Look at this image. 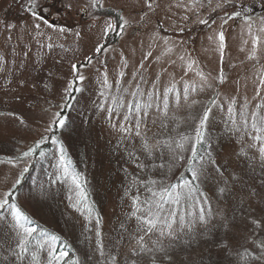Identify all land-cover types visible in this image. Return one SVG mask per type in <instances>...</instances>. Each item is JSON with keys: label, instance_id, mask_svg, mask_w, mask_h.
I'll return each mask as SVG.
<instances>
[{"label": "rangeland", "instance_id": "374dc122", "mask_svg": "<svg viewBox=\"0 0 264 264\" xmlns=\"http://www.w3.org/2000/svg\"><path fill=\"white\" fill-rule=\"evenodd\" d=\"M30 2L0 0V194L8 192L31 163L32 156L18 157L41 136H52L45 129L52 114L62 112L66 126L58 131L57 138L68 149L72 143H66L60 134L64 131L62 134L72 139L76 154L81 151V159L77 160L82 162L79 176L92 215L86 219L88 213L73 206L72 182H65L60 170L54 172L52 181L51 176L39 184L33 180L37 188L32 181L28 187L33 186L31 193H21L18 202L33 220L54 228L72 244L79 264H105V258L94 251L95 217L101 220L102 237L117 238L118 222L130 211V200L125 195L131 179L128 174L138 173L125 147L138 148L140 138L133 139L132 132L125 140L118 130L120 125L132 127L131 121L123 120L127 102L146 100L148 93L160 94L161 99L147 109L141 125L142 135L146 131L149 137L159 136V124L165 119L160 111L163 90L172 86L176 93L169 94V127L163 138L178 139V133L191 136L194 117L202 114L210 99H216L219 107L214 106L208 127L212 136L217 134L214 139L218 146L211 143L208 151L219 164L228 165V172L242 169L237 174L242 175L245 187V194L218 202L212 173L208 179L195 182L212 205L213 219L207 226L212 235L198 227L196 231L202 235L178 248V259L184 264H264V171L258 158L251 162L238 158L236 154L248 138L229 132L225 123L232 99L236 101L237 119L241 105L248 113L257 104H264V84L260 83L264 77V0H100L102 7L96 8L91 7L92 0H35L41 19L29 11ZM234 11H241V15L230 19ZM119 17L127 21L123 32L117 29L104 35L109 21L122 22ZM98 45H105L106 50L96 53ZM77 72L85 77L82 82L76 80ZM197 72L204 73L211 87L191 94L186 103L182 96L184 84H199ZM73 81L80 91L69 93L66 89ZM177 95L179 103L175 101ZM113 96L125 102V107L115 113L107 110ZM193 99L198 103L192 105ZM260 111L264 113V109ZM17 117L25 122L21 124ZM248 121L250 124V116ZM56 149L52 158L62 166L57 145ZM189 154L190 146L185 155ZM137 155L144 160L139 152ZM169 160L168 154L156 160L165 167L150 168L141 178L165 184L176 183L181 177L187 180L185 176L176 178L185 168L179 164L169 167ZM147 195L143 192L141 198ZM193 196L201 199L196 192ZM241 206L247 212H242ZM196 210L188 208L193 214ZM225 213L234 223L231 230L219 227ZM131 224L134 226L135 221ZM4 230L0 229L1 240L13 237L14 242V235ZM123 243L122 254L127 240ZM41 259L46 261L47 253ZM7 264L22 263L12 254Z\"/></svg>", "mask_w": 264, "mask_h": 264}, {"label": "snow or ice", "instance_id": "6c2138e0", "mask_svg": "<svg viewBox=\"0 0 264 264\" xmlns=\"http://www.w3.org/2000/svg\"><path fill=\"white\" fill-rule=\"evenodd\" d=\"M28 7L35 18H42L36 11L39 5L35 0H31ZM91 7H102L100 0H92ZM240 7L241 11H243V5ZM241 11H234L229 18L239 17ZM118 19L122 22L113 24L109 21L107 23L104 35H108L109 32L116 31L117 29L121 33L123 32L127 21H124L123 17H119ZM44 23L47 24L48 22L45 20ZM201 23L207 22L201 21ZM35 27L39 29L40 25L37 24ZM48 27H51V25L49 24ZM60 31H64V29L61 28ZM219 38L223 42V33H220ZM221 47H223V43H221ZM105 50V45H98L95 48L96 53ZM72 67L74 70L77 69V65L75 64ZM188 69H192V64L188 65ZM196 75L200 78L199 84L195 82H186L184 84L182 96L186 103L189 102L191 94L203 91L206 87H211L208 78L203 72H197ZM84 79L85 77L79 75L77 72L76 80L82 82ZM74 83L75 81L70 82L66 91L69 93L71 91H80L79 88L74 87ZM220 83H223L222 79ZM260 83L264 84V77H261ZM104 84L108 86L106 79L104 80ZM170 93L175 94L176 89L172 86L164 88L160 111L165 119L161 120L159 124L161 129L159 136L153 134V136L149 137L146 131L142 135L141 125L143 117L148 115L147 109L153 107L155 100L161 99L160 94L148 93L146 100L141 101L137 98L135 101L127 102L128 112L124 114L123 120L131 121L132 127L120 125L118 130L125 140L129 138L128 133L132 132H134L133 139L140 138L138 148L136 145H133L131 150L125 147L129 158L136 164L138 173L136 175L128 174L131 176V179L125 189V195L130 200V211L126 217L118 222L117 238L109 239L102 237L100 230L101 220L98 215L95 217L96 247L94 251H99L100 255L105 258V264H184L183 261L178 259L179 253L177 249L182 245H189L191 240L202 235V233H197V228L203 227L205 231L212 235L211 229L207 227L213 219L212 205L209 198L200 191L195 182H202L203 179H208L209 174L212 173L210 178L216 181L215 188L218 193V202L220 200L228 202L233 197L245 194L243 177L237 174V172L242 173V169H233V172H228V165L219 164L212 157L211 151L201 152V148L204 147L206 142L209 146L212 143V137L206 133L213 117V108L214 106L219 107L217 100L210 99L203 107L202 114H197L194 117L193 133L191 136L178 133V139L171 136L163 138L169 127L166 121L171 103ZM132 95L136 96L137 93L133 92ZM257 95L259 96V92H257ZM69 98L72 97L69 96ZM112 100L113 104L109 105L107 109L109 112L115 113L117 110L125 107V102L120 97L113 96ZM179 100L180 97L178 95L175 96L176 103H179ZM197 103L198 101L191 100L192 105ZM235 105L236 101L234 99L228 102L226 109L228 120L225 123L229 125V132L234 131L240 133L242 138H248L247 141L241 144L240 151L236 155L238 158H243L248 162L258 158L261 170L264 171V113L260 111L264 109V104H257L248 113L244 111V106L241 105L239 111L240 119H237ZM0 115H3V113H0ZM249 116L251 117L250 124L248 121ZM17 119L21 124L25 122L23 117H17ZM153 123L155 124V121ZM65 126L66 119L63 117L62 112L53 113L50 123L45 129L46 132L53 133V135L47 138L41 136L18 159L33 156L50 139L53 144L59 145L60 160L63 161L65 159L63 145L55 136V130L57 128L62 129ZM112 127L116 128L117 125L114 124ZM189 146L190 154L186 156L185 153L189 151ZM137 152L143 155L144 160H141ZM249 152H252L253 155L249 156ZM157 153H160V155L157 156ZM166 154L170 155L168 166L172 167L179 164L181 167L186 168L187 172L190 173V179L185 180L181 177L176 183L165 184L163 181L151 178L145 181L141 178V175L150 168L163 169L165 164H157L156 160L164 159ZM40 155H44V153L40 152ZM146 161H151L152 163L149 164ZM181 161L185 163L180 164ZM27 170V167H25L23 172H27ZM60 171L65 182L69 180L72 182L73 187L70 191H73L75 196L73 206L82 213H88L86 219L91 217L92 207L87 202L88 196L80 181L79 174L71 173L64 166H60ZM23 172H21V176ZM60 178L58 176V179ZM20 183L21 181L18 178L13 185V189ZM133 189H135V194H131ZM143 192H147L149 195L142 199L141 193ZM193 192L198 193L201 199L197 200L193 196ZM72 198L69 197V199ZM189 207L197 209L195 214L188 211ZM180 209L183 210L181 211ZM241 211L247 212V209L241 206ZM133 220L135 221L134 226L131 224ZM0 222H3L9 228L10 234L14 235V246L10 244L9 250L16 260L21 262L27 261L28 264H61V262L68 264L66 260L70 254L68 246L62 243L60 246H57L60 237L39 228L36 222L22 210V206L18 203L17 195L13 191L0 194ZM213 227L216 226L213 225ZM219 227L227 230H231L234 227V223L228 219L227 213L221 217ZM225 236H227V232ZM125 240H127V247L122 254L120 249L125 247L123 243ZM214 242H218V238L214 237ZM43 251H47L46 261L41 259ZM121 255H123L122 260ZM241 258L243 259L244 257ZM73 264H78V261H74Z\"/></svg>", "mask_w": 264, "mask_h": 264}, {"label": "trees", "instance_id": "16d2710c", "mask_svg": "<svg viewBox=\"0 0 264 264\" xmlns=\"http://www.w3.org/2000/svg\"><path fill=\"white\" fill-rule=\"evenodd\" d=\"M61 129H56L55 130V136L57 137L58 135V131H60ZM64 131H61V135L65 138L66 143L71 142L72 144L68 147V149L66 148L65 144L59 139L60 143H62L63 145V155H64V160L62 162V166L67 167L68 170L71 173L74 174H80V164L82 163H78L77 160L81 159V151L76 152L72 149V139H70L68 134L63 135ZM206 134H210V127H208V132ZM51 135H53V133H51ZM215 135V134H214ZM212 136L210 134V136L212 137V144L215 145V147H217V141L216 136ZM215 138V139H214ZM57 147H59V145H57ZM206 148V149H205ZM205 149V151L202 152V150ZM210 149L209 144L206 142L204 147L201 148V152L204 153L206 151H208ZM40 152H43L44 155H40ZM57 153V149H56V145H54L52 142H47L44 144V146H42L33 156H32V160L31 163L28 166V170L27 172H24L22 176L19 177L21 183L19 185H16V188L13 189V185L11 186L9 191H13V193L15 195H17V200L19 198V195L21 193H26V191H28L29 193H31V189L33 188H37V185L35 183V181L33 180H37V184H39V181L41 180H45V178H47L48 176H51V180L52 181L54 179V172L60 170V166L59 164H56V162L54 161V157L52 158V155L55 156V154ZM61 153H59L60 155ZM55 163V165L53 164ZM186 168L185 170L176 178H180L181 176H185L186 179L189 178L188 173H186ZM176 180V179H175ZM33 181L34 185L32 186V188H28L30 187V183ZM33 192V191H32ZM19 203V202H18ZM20 205V203H19ZM22 210L25 211V213L33 220V217L31 215H29V213L24 209V207H22ZM35 221V220H34ZM36 224L39 226V228L44 229L45 231H47L50 234H54L60 237V240L57 242V246H60V244H64L68 246V250H69V257L66 258L68 264H73L74 261H78L77 260V256H76V252L72 246V244L67 241L64 237H62L59 232L57 230H55L54 228H50V227H46L45 225H43L42 223H39L38 221H35ZM2 223V222H1ZM0 229L4 230L3 232H7L9 231V228L6 227L5 225L0 226ZM0 236V240H1ZM12 244L14 246V242H13V237L7 238L6 240H1L0 241V264H7V260L11 259L12 256V252L9 250V245ZM47 253V251H43L41 253L44 254ZM19 261V260H18ZM22 264H27V261H23L21 262ZM61 264H64V262H61ZM79 264V262H78Z\"/></svg>", "mask_w": 264, "mask_h": 264}]
</instances>
